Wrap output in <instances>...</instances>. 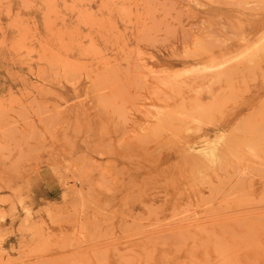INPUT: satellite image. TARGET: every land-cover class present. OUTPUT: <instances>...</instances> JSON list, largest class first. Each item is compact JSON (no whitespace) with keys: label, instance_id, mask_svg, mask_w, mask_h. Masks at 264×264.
<instances>
[{"label":"rangeland","instance_id":"obj_1","mask_svg":"<svg viewBox=\"0 0 264 264\" xmlns=\"http://www.w3.org/2000/svg\"><path fill=\"white\" fill-rule=\"evenodd\" d=\"M0 264H264V0H0Z\"/></svg>","mask_w":264,"mask_h":264},{"label":"bare ground","instance_id":"obj_2","mask_svg":"<svg viewBox=\"0 0 264 264\" xmlns=\"http://www.w3.org/2000/svg\"><path fill=\"white\" fill-rule=\"evenodd\" d=\"M233 70V69H232ZM235 70V69H234ZM253 80V79H252ZM215 106V105H214ZM209 110V109H208ZM262 111V110H261ZM210 113V112H209ZM165 119H167V118H165ZM240 126V125H239ZM160 129V128H159ZM155 130V129H154ZM159 132V131H158ZM230 133V132H229ZM145 136V135H144ZM163 136V135H162ZM227 136V135H226ZM147 138V137H146ZM253 140V139H252ZM227 141V140H226ZM253 142V141H252ZM162 144V143H161ZM255 144V143H254ZM215 148V147H214ZM216 150V149H215ZM187 152V151H186ZM201 152V151H200ZM181 153V152H180ZM182 155V154H181ZM209 155V154H208ZM207 155V156H208ZM198 158V157H197ZM182 172V171H181ZM262 175V174H261ZM244 188V187H243ZM246 190V189H245ZM256 201V200H255ZM201 204V203H200ZM183 209V208H182ZM223 210V209H222ZM183 218V217H182ZM255 218V217H254ZM136 226H138V225H136ZM206 233V232H205ZM245 234V233H244ZM256 234V233H255ZM210 235V234H209ZM189 239V238H188ZM169 240V239H168ZM217 244V243H216ZM224 245V244H223ZM247 245H248V243H247ZM224 246H226V245H224ZM153 254V253H152ZM164 255V254H163Z\"/></svg>","mask_w":264,"mask_h":264}]
</instances>
